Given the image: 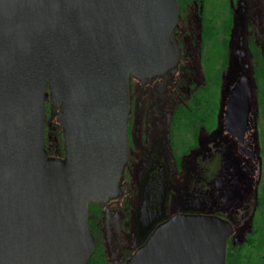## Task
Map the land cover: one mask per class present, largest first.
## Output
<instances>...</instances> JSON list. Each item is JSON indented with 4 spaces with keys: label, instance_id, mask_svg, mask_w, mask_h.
I'll use <instances>...</instances> for the list:
<instances>
[{
    "label": "water",
    "instance_id": "obj_1",
    "mask_svg": "<svg viewBox=\"0 0 264 264\" xmlns=\"http://www.w3.org/2000/svg\"><path fill=\"white\" fill-rule=\"evenodd\" d=\"M176 19L177 0H0V264H87L88 204L117 193L128 155L129 76L177 61ZM242 85L230 127L246 126ZM47 100L61 107L63 159L44 147ZM231 234L218 217L175 215L127 264H225Z\"/></svg>",
    "mask_w": 264,
    "mask_h": 264
},
{
    "label": "flooded vegetation",
    "instance_id": "obj_2",
    "mask_svg": "<svg viewBox=\"0 0 264 264\" xmlns=\"http://www.w3.org/2000/svg\"><path fill=\"white\" fill-rule=\"evenodd\" d=\"M227 1L226 38L225 0H177L169 33L177 61L152 76H129L128 155L117 193L88 204L105 264H127L159 224L179 214L227 221L234 244L251 233L264 152V0ZM239 82L249 112L245 127L239 118L230 127L227 102ZM45 110L44 147L49 158L63 159L61 107L47 100Z\"/></svg>",
    "mask_w": 264,
    "mask_h": 264
},
{
    "label": "trees",
    "instance_id": "obj_3",
    "mask_svg": "<svg viewBox=\"0 0 264 264\" xmlns=\"http://www.w3.org/2000/svg\"><path fill=\"white\" fill-rule=\"evenodd\" d=\"M211 1V0H210ZM219 4V0H214ZM226 22L225 27L220 29V36L226 38L230 29V10L228 1L225 0ZM218 30V29H217ZM260 87V116L264 117V83ZM251 233L245 237L243 242L234 244L231 240L226 242L225 264H264V152L262 154V180L259 187L258 205L251 221ZM87 264H105L102 255L96 250L88 260Z\"/></svg>",
    "mask_w": 264,
    "mask_h": 264
},
{
    "label": "rangeland",
    "instance_id": "obj_4",
    "mask_svg": "<svg viewBox=\"0 0 264 264\" xmlns=\"http://www.w3.org/2000/svg\"><path fill=\"white\" fill-rule=\"evenodd\" d=\"M232 201H233V200L229 201L228 204H227V206H228V207H231V208H233V209H235V208L237 207V202H232ZM239 239L241 240V238H239ZM244 240H245V238H244ZM244 240H243V241H244ZM243 241H242V242H243Z\"/></svg>",
    "mask_w": 264,
    "mask_h": 264
}]
</instances>
